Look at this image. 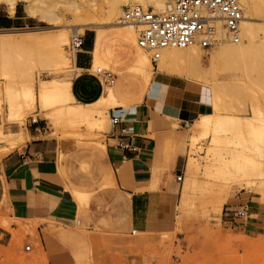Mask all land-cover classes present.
I'll use <instances>...</instances> for the list:
<instances>
[{
  "label": "rangeland",
  "instance_id": "1",
  "mask_svg": "<svg viewBox=\"0 0 264 264\" xmlns=\"http://www.w3.org/2000/svg\"><path fill=\"white\" fill-rule=\"evenodd\" d=\"M170 1L168 0V2ZM8 15L11 18L21 17L16 18L10 26L1 27L3 30L40 28L41 31L44 30L43 33L48 30L50 34L56 33L59 29L66 30L70 34V42L66 46V51L69 53L77 52L72 46L73 35L76 31L67 26V23L58 22L57 24V22H47V20L29 16L24 12L22 2L17 3L16 10L12 14L0 6V17L6 18ZM97 29L103 31L106 36L102 48L104 58L105 56L107 58H105L107 65H102V69L113 72L114 82L110 83L96 69H92L91 72L98 78L102 89L106 85H116L120 81L122 82L120 79L124 78V74L123 82L125 81L129 87L131 81L136 78L134 63L125 50L127 44L120 36L114 35L115 32L122 29V26L98 21L93 26L83 28L78 34L81 36L91 34L95 37ZM31 43L25 42L22 47L15 45L11 49L8 48L5 53L0 52V122L5 124L6 131L12 130L17 133L21 131L20 128L22 127L19 126V123L13 124L10 118L15 117V121H17L20 116L25 115L24 128L34 119L43 120L48 129L53 131L50 135L58 138H72L76 141L77 152L68 155L61 154L60 158L62 161H67L72 157H83L82 163L78 166V171L84 176L82 180L78 182L70 180L69 177L72 174L65 169L66 167H63L64 175L68 177V188L72 190L73 196L79 204L77 223L73 228L76 235L80 234L78 245L81 251L76 254L78 264H264V230L249 232L233 229L229 227V224L235 220L231 219L230 214H228L230 211L239 209V205H233L234 200L242 201L244 205L250 201H257L264 205V179L249 181L250 176H243L239 180L221 179L208 175V168H206L210 167L211 171L216 174L217 165L221 161L218 152L222 148L216 149L215 154L211 151L212 146L215 145L213 138L217 121L240 118L242 121L252 120L255 125H258L261 122L256 119L259 114L254 110V106H259L264 118V91L254 79L248 78L251 72L248 71L249 73H247V69H245L246 71L243 70L242 73L238 71L236 75L233 74V77L218 78L223 82L227 79L228 88L234 85L240 86L242 82L247 83L246 94L235 95L232 90L228 96L224 97L219 111L221 117L217 116L218 113L214 106L216 95L213 92L211 81L199 77H188L179 72L154 73L152 81L157 76L162 75L174 76L175 78H163L153 85L151 81L143 99L141 102L139 101L140 104L144 102L147 95L149 96L151 88L153 89H151V98L154 99L164 86L174 84L188 89L187 81H189L202 86L197 91L198 93L187 91L193 95L198 104L200 101L205 104L208 113L201 114L200 112L199 117L192 124L189 123L185 126L184 129L179 123L180 121L161 114L165 117L162 118L165 128L174 131L169 133L170 135L178 134L180 129L184 130L185 142L182 150L183 169L185 171L184 185L180 188L178 182L179 191L173 205L172 221L166 229L156 232L137 230L136 233H132L133 227L128 223L122 198L115 197L109 201L101 196L103 189L117 188L115 181H112V175L114 176L112 168H108L107 171L102 166V157L106 156L105 133L110 129V113L114 108L109 106V111L106 112L108 116L106 129H99L96 125L83 122L78 117L68 113L64 116H57L54 120L50 119L48 108L42 107L40 103L35 104V106H26L22 98L20 100L23 106L21 108L22 115L17 117L16 112L11 116L8 110L7 89L9 87L14 90L20 89L27 78V70H32L36 76V87L39 77L44 79L53 76L60 79L69 77L72 81L76 70L73 67L67 71L61 70L51 60V62L47 61V63L39 65L34 59H29L30 53H34L30 50L36 47L34 43ZM111 51L113 56L109 57ZM49 64L54 68L56 67L57 71H53V67ZM50 69L53 72L49 73ZM80 72L81 70L78 71V73ZM128 81L129 83H127ZM233 88L235 89V87ZM71 91L75 97L73 101L81 102L72 90V82ZM203 96L206 100L203 99ZM98 98L92 102L82 103L95 104ZM242 127L246 134L251 131V128L245 124ZM193 138L195 139L194 144L192 143ZM6 141L0 139V264H49L37 233L39 220L21 216L16 212L14 199L11 192L8 191L6 182L3 158L16 148L21 147L24 141L18 142L9 152L11 145ZM226 145L229 149H224V153H227L226 156L228 157L229 151L234 148V145L232 143ZM169 149L172 151V145ZM188 155L199 158L201 165L197 172L191 173L186 168L185 161ZM221 202L222 210L218 216L215 213V208ZM91 235H110L111 237L109 241L103 237L100 241L90 242ZM84 238L89 242H84ZM28 245L31 246L29 250L27 249Z\"/></svg>",
  "mask_w": 264,
  "mask_h": 264
},
{
  "label": "bare ground",
  "instance_id": "2",
  "mask_svg": "<svg viewBox=\"0 0 264 264\" xmlns=\"http://www.w3.org/2000/svg\"><path fill=\"white\" fill-rule=\"evenodd\" d=\"M239 1L244 9V18L240 24L239 41L232 40L230 34L223 25V21L216 18L213 20L215 42L211 46L204 47L198 42H194L187 47L168 46L162 49L161 55L155 63L153 59V50L144 48L138 43V30L141 26L123 21L121 15H123L126 8L134 6H141L145 9L152 8L156 11L164 10L171 1L0 0V6L4 7L11 14L15 12L17 3L22 2L24 12L29 16L47 20V22H57V24L58 22L67 23V26L73 31H76L73 35V39L79 36L78 32L82 31L83 28L93 26L98 21L120 24L122 29L115 32L114 35L120 36L127 44L125 50L130 55L134 63V70L136 71V78L130 83L131 87H127L125 81L123 82L125 78L124 74V78L120 79L122 82L120 81V83L116 85H106L105 88L102 89L100 98L95 104H86L73 101L75 97L71 91L72 81L69 77H65L64 79L57 78L56 76L49 77L48 79L37 77L38 86L36 87V76L32 70H27V78L20 89L14 90L12 87L7 89L8 110L11 116L16 112L17 117L22 115L21 108L23 106L22 102H20L22 98L26 106H35V104L40 103L42 107L48 108L50 110L48 112L50 119L54 120L57 116H64L68 113L78 117L83 122L96 125L99 129H106L108 126V116L106 112L109 111V106H111L110 108H126L140 104L149 84H151L154 73L168 71L172 73L179 72L188 77H199L211 81L213 84V92L216 95L214 106L218 113L217 116L221 117L219 111L221 110L224 97L228 96V93L232 92V90L235 95L246 94L247 83L241 81L242 84L240 86H233L235 89L233 87L228 88L229 82L227 79L223 82L222 80H218V78L233 77V74L236 75L238 71L242 73L243 70L247 69V71L245 70L247 73L251 72L248 78L250 77L251 80L254 79L257 84H260L262 91H264V0ZM47 31L46 33L48 34L43 33L44 30L41 31L40 28L6 30L1 28L0 52L5 53L8 48L11 49L15 45H21L19 47H22L23 43L32 42L36 45L35 48L37 50L35 51V48L30 50L31 52L34 51V53L29 52V59H34L39 65L45 62L47 63V61H52L55 62L61 70L67 71L72 67L78 71L81 70L75 65L76 53H69L66 51V46L70 42L69 32L59 29L56 33L53 32V34H50L49 31ZM105 40V33L97 29V31H95L93 51L94 63L91 70H98V68L102 69V65H107L105 60L106 56L104 58L102 48ZM26 45L29 46L30 44ZM110 56H113L112 51L109 53V57ZM55 68L53 67V71L56 70ZM58 70L60 71V69ZM53 71L50 69L49 73ZM113 82L114 80L110 83ZM127 83H129V81ZM254 110L259 114L256 119L261 123L258 125H255L252 120L242 121L240 118L216 122V127L214 128L215 136L213 138L215 145L212 146L211 151L215 154L216 149H220L221 147L222 149L218 152L220 156L218 157L221 161L217 165L218 169L216 174L211 171L210 167H206L208 168V175L221 179L232 178L231 180H239L243 176H250L249 181L264 179V118L262 117V110L259 106H254ZM151 115L153 117L165 118L157 110H151ZM151 115H149V117ZM24 117L25 115L20 116L17 121H15V117L10 118L13 124L19 123V126L22 127L20 128L21 131L17 133L12 130L6 131L5 124L0 122V139L7 140L11 145L8 152L11 151L18 142L25 141L27 138V127H23L26 123ZM93 117H95V119H93ZM244 124L251 128L248 134L243 130L242 125ZM178 135L179 134H169L171 140L172 136L178 138ZM194 140L193 138L192 143ZM228 143H232L234 148L230 149V151L228 150L230 155L227 157V153H224V149L227 150L228 147L226 144ZM200 165L201 162L199 158L188 155L186 167L191 173L197 172L200 169ZM221 210L222 202L218 203L215 208L216 215L219 216Z\"/></svg>",
  "mask_w": 264,
  "mask_h": 264
},
{
  "label": "crops",
  "instance_id": "3",
  "mask_svg": "<svg viewBox=\"0 0 264 264\" xmlns=\"http://www.w3.org/2000/svg\"><path fill=\"white\" fill-rule=\"evenodd\" d=\"M16 18L9 15L0 17V28L10 26ZM83 40L75 59V65L81 72L75 70L72 90L79 101L92 102L102 91L101 83L91 72L95 37L87 34ZM169 77L174 76H157L152 85ZM187 85L188 89L168 84L154 99L151 98V88L149 96L141 104L111 110L110 117H119V121L111 122L110 129L105 133L106 156L102 157V166L107 171L112 168V181H115L117 188L103 189L101 196L109 201L115 197L122 198L128 223L133 227L132 233L137 230L161 231L172 221L173 205L179 191L178 182L182 188L185 177L183 129L189 123L192 124L200 112L208 113L205 104L202 101L198 104L187 91L198 93L202 86L189 81ZM203 99L206 100L205 96ZM151 110L180 121L183 129L178 130V138L172 136L170 139L169 133L174 131L167 130L162 118L153 117ZM52 132L43 120L34 119L29 123L23 145L3 158L6 182L16 212L39 220L37 233L47 262L78 264L76 254L81 251L78 245L80 234L76 235L73 228L77 223L79 204L68 188V177L64 175L63 167L72 174L69 179L78 182L84 177L78 171L83 157L62 161L61 154L77 152L76 141L52 136ZM171 145L172 151L169 149ZM186 163L187 156L185 166ZM179 174H183L181 181L177 179ZM233 202L234 206L244 205L242 201ZM246 206L248 216L236 217L233 211L228 213L235 220L229 227L249 232L264 230V205L250 201ZM103 237L109 241L111 236L91 235L89 240L97 242ZM84 242L89 241L84 238Z\"/></svg>",
  "mask_w": 264,
  "mask_h": 264
},
{
  "label": "built area",
  "instance_id": "4",
  "mask_svg": "<svg viewBox=\"0 0 264 264\" xmlns=\"http://www.w3.org/2000/svg\"><path fill=\"white\" fill-rule=\"evenodd\" d=\"M219 18L230 34L232 40H240V24L244 18V9L239 0H171L164 10L156 11L141 6L124 10L122 20L135 23L138 30L140 46L153 50L154 62L160 57L163 48L168 46L187 47L194 42L209 47L215 42L214 22ZM83 36L72 40L73 48L78 51L83 45ZM98 73L112 82L113 72L98 68ZM119 117L111 118L117 123ZM183 174L177 176L181 181ZM236 217L248 216V207L242 205L233 211ZM30 245L27 246L29 250Z\"/></svg>",
  "mask_w": 264,
  "mask_h": 264
}]
</instances>
